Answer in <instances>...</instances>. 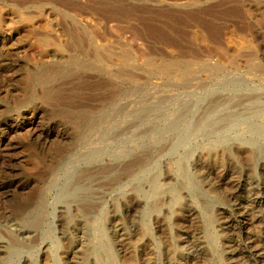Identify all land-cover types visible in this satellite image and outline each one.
Masks as SVG:
<instances>
[{
  "label": "rangeland",
  "instance_id": "374dc122",
  "mask_svg": "<svg viewBox=\"0 0 264 264\" xmlns=\"http://www.w3.org/2000/svg\"><path fill=\"white\" fill-rule=\"evenodd\" d=\"M246 8L264 12V0H0V31L12 35L0 46V264H65L61 257L95 234L103 236L102 257L112 249L121 253L113 257L119 264H134L135 258L141 263L155 258L152 236L163 250L207 230L220 256L213 262L248 264L239 252H232L238 263L224 252L240 234L237 221L226 226V237L213 234L235 209H250L231 195L232 188L211 201L191 193L197 207L175 209L153 232L156 213L137 210L124 195L140 166L156 160L149 150L179 143L185 127L211 126L216 103L245 121L251 100L264 107V80H249L243 62L252 51L242 46L241 31L257 27ZM45 32L64 48L52 46L44 57L31 44ZM107 52L117 60H96ZM123 54L129 56L125 65ZM163 65L169 76L157 72ZM257 85L261 93L250 90ZM26 114L36 117L38 136L28 129L10 133ZM262 122L256 119L252 127ZM159 127H168L157 135L167 140L151 145ZM209 141L190 137L179 150ZM133 150L144 158H133ZM256 179L264 185L261 169ZM35 186L34 197L25 200ZM255 193L264 198V192ZM119 197L130 207L117 205ZM143 228L148 236L141 235ZM261 228L264 223L253 230ZM192 246L181 251L196 253ZM191 256L177 264H205ZM78 257L75 264L82 261Z\"/></svg>",
  "mask_w": 264,
  "mask_h": 264
},
{
  "label": "bare ground",
  "instance_id": "6f19581e",
  "mask_svg": "<svg viewBox=\"0 0 264 264\" xmlns=\"http://www.w3.org/2000/svg\"><path fill=\"white\" fill-rule=\"evenodd\" d=\"M245 7L248 6L246 5ZM246 9V15L257 21V27L256 30L248 27L245 28L246 30L241 31L242 46L252 51L250 55L244 57V67L249 80H264V12L259 11L256 13L251 8ZM19 17L25 19L21 14ZM1 19L2 17L0 16V22ZM50 29V26L45 24L44 30L50 32ZM34 30H36L35 26L29 29V33H33ZM46 32L31 44L35 49L42 51L41 53L44 57L46 51L52 46L57 49L64 48L62 41L56 43ZM11 38V34L0 31V46H5ZM75 39L76 43L82 44V35L77 33ZM204 39L207 40L206 37ZM234 53L235 57H232L236 59L232 61L236 64L237 56ZM119 59L125 65L129 56L123 54ZM96 60L100 63H112L117 58L114 53L107 52L102 55L97 54ZM148 60L153 65L152 60ZM157 72L169 76L170 67L160 66ZM26 81L30 82L29 77H26ZM250 90L255 93H261L263 89L261 85H257ZM258 102L259 100L257 99L250 101V104L254 107L247 114L246 121L238 115L240 112L226 114V107L220 110L221 103H216L214 106L216 115L213 117L212 125L185 127L183 130L184 139L175 145H163L161 140L167 139L157 137L160 132H166L168 127H166V130L162 127L153 129V133L155 131L158 132L152 136L151 145H163V148L160 150L156 149L153 152L149 150L151 156H155L156 160L153 163L150 162L140 166L139 171L134 175L131 187L127 188L128 192L124 193V195L127 194L132 207L137 210L145 209L146 211L151 208L156 213V219L153 222L150 221L152 232L155 229L161 230L162 220L174 213L175 209L197 207V201L194 200L191 193H199L205 199L211 201V199L219 196L221 189L230 187L234 190L231 195L238 197L242 203L246 201L250 205V211L235 209L233 213H230V218L225 223H221L219 229H213V234L219 237H226L227 231H229L226 226L232 224L233 221H237L240 234L235 237L233 244H228L224 252L231 258V262L233 261L234 263H238V261L232 259L235 257L232 252L237 251L248 259V264H264V228L258 231L253 230L255 225L264 223V198L255 193V191L264 192V185H260L256 179L259 169L264 172V122L260 126L252 127L253 121L264 119V107L258 106ZM221 111L224 113V115L220 116L223 117L222 120L218 115ZM221 123L225 124L226 127L221 129ZM234 126L238 128L231 129ZM18 129H28L32 136H38L36 117H28L26 114L9 131L12 133ZM169 131H173V129L169 128ZM231 134L235 136L233 137L235 140L233 142H230ZM197 136L211 137V141L198 143L191 149H185L184 152L179 150L182 147H187L185 143L186 141L188 142L190 137L192 140V137ZM132 156L138 159L144 158L143 152L138 150H135ZM213 180H217L219 183L212 182ZM37 190L38 187L35 186L29 194L24 196L25 200L33 198ZM115 202L119 206H125L129 201L126 197L123 199L119 197L116 198ZM127 206L130 207L128 204ZM222 213L226 214L227 211L224 209ZM207 214L203 217L206 218ZM177 215L180 216V214ZM146 231H148L147 228L141 229V235ZM210 233V230H207L196 239L191 240V242L187 241V238H181L179 242L174 240L168 245L169 247L167 246L163 250L155 241V237L152 236L154 241V249L152 251L155 258L147 257L141 263L135 258L134 264H156L157 261L160 263L163 258L168 261V264H177V259H182L185 262L192 261L194 258L191 255L193 254L203 259L205 264H219L213 262L215 258L220 256L215 253L214 242ZM144 235L148 236V234ZM102 240V235L95 234L88 243L83 242L80 246L73 245L74 247L61 259L65 261V264H75V259L78 260V256H81L82 261H80V264H119L117 259L115 261L113 257L114 255L120 257V252H113L111 249L105 258L102 257ZM189 243H192V248L196 249V253L185 254L181 251L182 245ZM47 251H45L46 254L49 253ZM59 251L61 252L62 250L60 249ZM120 264L126 263L123 261Z\"/></svg>",
  "mask_w": 264,
  "mask_h": 264
}]
</instances>
